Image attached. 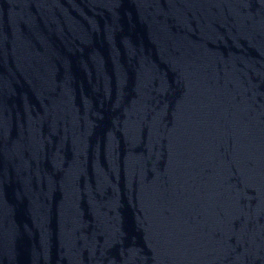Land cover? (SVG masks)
<instances>
[{
	"label": "water",
	"instance_id": "obj_1",
	"mask_svg": "<svg viewBox=\"0 0 264 264\" xmlns=\"http://www.w3.org/2000/svg\"><path fill=\"white\" fill-rule=\"evenodd\" d=\"M0 264H264V0H0Z\"/></svg>",
	"mask_w": 264,
	"mask_h": 264
}]
</instances>
